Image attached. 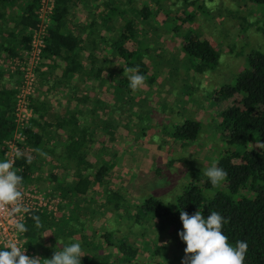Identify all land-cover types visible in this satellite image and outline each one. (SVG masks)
Returning a JSON list of instances; mask_svg holds the SVG:
<instances>
[{
	"label": "trees",
	"instance_id": "trees-1",
	"mask_svg": "<svg viewBox=\"0 0 264 264\" xmlns=\"http://www.w3.org/2000/svg\"><path fill=\"white\" fill-rule=\"evenodd\" d=\"M79 1L56 0L42 63L58 71L50 84L51 90L58 91L59 83L68 87L72 108L63 117H50L48 114L53 106L46 99L47 90L42 89L39 94L37 83L36 92L31 97L34 115L26 129L29 149L21 150L24 156L16 158L14 165V170L23 177L22 186L44 191L72 204L84 196L93 198L95 187L105 184L108 172L116 165L106 157L104 140L100 148L96 147L94 126L99 123L108 125L109 104L98 100V108L85 105L88 98L78 94L79 84L92 79L104 82V74L113 63L112 57L122 60L124 68L138 65L139 73L148 82H154L145 54L125 45L136 35L134 21L129 19L124 26H112L123 15L120 5L107 6L89 23L81 24L79 32L75 33L70 28L69 15ZM252 1L262 10L264 31V0ZM40 3L41 0H0V161L7 160L2 149L3 141L10 139L16 130V86L20 79V73L12 72L2 61L21 57L31 47L30 29L39 21ZM15 7L18 8L16 13L13 11ZM140 13L143 16L150 14L147 7ZM18 38L20 40H16ZM181 48L191 58L192 68L195 65L199 73L212 70L219 64V50L209 39H201L198 34L192 33L183 39ZM123 73L113 83L118 94L131 91L127 75ZM5 74L9 80L4 79ZM42 82L45 83L43 79ZM214 92L216 100L238 99L220 115L225 145L216 163L227 172L222 181L225 186L214 187L207 176L203 177L202 170L192 168V179L177 194L174 203L165 204L167 201L152 194L142 200L139 210L144 217L153 216L161 230H169L174 236H179L183 227L179 218L181 210L189 215L202 210L205 218L216 211L227 220L222 231L228 242L233 246L240 240L247 242L244 264H264V147L260 146L264 143V51H252L235 82L222 85ZM201 123L197 119H188L175 127L172 136L182 143L195 141L200 136ZM28 156L32 157L31 163L26 162ZM115 196L118 197L117 193ZM32 215L40 216L43 227L36 228L31 216L25 220L28 228L24 233L26 245L30 251L42 253L44 259L51 258L54 251L62 248H57V244L43 246L41 241L53 223L54 214L39 211ZM102 232L104 243L115 247L127 260L137 256L138 248L121 239L114 240L112 232ZM180 246L186 247V244L183 242ZM96 253L92 251L91 255L82 256L81 264H122L104 258L97 260Z\"/></svg>",
	"mask_w": 264,
	"mask_h": 264
},
{
	"label": "rangeland",
	"instance_id": "rangeland-1",
	"mask_svg": "<svg viewBox=\"0 0 264 264\" xmlns=\"http://www.w3.org/2000/svg\"><path fill=\"white\" fill-rule=\"evenodd\" d=\"M83 4L75 17L85 19L84 24L107 6L120 5L123 15L112 26L134 21L136 35L125 45L145 54L154 82L145 79L135 92L116 93L113 83L122 75L124 63L112 57L104 82L92 79L79 84L78 94L88 98L85 105L98 108V100L109 104L108 125L94 126L96 147L104 140L106 157L116 165L105 184L95 187L93 198L84 196L73 204L61 199L42 245L62 248L79 242L85 246V256L94 251L97 260L122 264H182L183 241L161 230L153 216L144 217L139 204L152 194L174 203L192 179V168L206 177L205 169L221 156L225 133L220 115L238 99L216 100L214 90L235 82L252 51H264L262 10L252 0H85ZM145 7L150 14L143 16L140 11ZM192 33L209 39L219 50L217 67L201 73L195 65L192 68L191 58L181 48ZM188 119L202 122L200 136L182 143L172 134ZM102 230L138 248L137 256L127 260L104 243Z\"/></svg>",
	"mask_w": 264,
	"mask_h": 264
},
{
	"label": "clouds",
	"instance_id": "clouds-1",
	"mask_svg": "<svg viewBox=\"0 0 264 264\" xmlns=\"http://www.w3.org/2000/svg\"><path fill=\"white\" fill-rule=\"evenodd\" d=\"M124 73L133 92L145 82V77L139 73L138 65L135 68L125 67ZM260 146L264 147V143ZM22 156L23 152L15 150L16 158ZM26 162L31 163L32 157L28 156ZM14 164L15 159L0 161V216L13 217L10 220L12 228L17 234H23L28 231L26 223L14 218L22 213L31 214L32 209L23 203V177L13 170ZM204 174L214 187L227 177V172L218 167L216 162L206 168ZM30 218L35 222L36 228L43 227L40 216L31 215ZM179 218L183 227L178 235L186 244L182 264H244L247 242L240 240L235 246L228 242V237L222 231L227 220L220 213L212 211L205 218L202 210H197L191 215L181 210ZM2 249L4 250H0V264H81V258L85 255L79 242L64 245L61 250L54 251L51 258L45 259L26 255V248L22 249L19 241L15 239L8 240Z\"/></svg>",
	"mask_w": 264,
	"mask_h": 264
},
{
	"label": "built area",
	"instance_id": "built-area-1",
	"mask_svg": "<svg viewBox=\"0 0 264 264\" xmlns=\"http://www.w3.org/2000/svg\"><path fill=\"white\" fill-rule=\"evenodd\" d=\"M56 0H41L38 8L39 21L31 31V47L25 51L21 57H13L2 61L12 72H19L20 79L17 83L15 124L16 130L10 139L2 143V149L5 152L6 159H15V150L29 149L26 129L28 128L34 112L31 106V97L35 94L38 83V70L42 69L43 52L46 47V34L53 23V14ZM14 164V165H15ZM14 170V169H13ZM24 193L23 203L32 209V213H22L14 219H20L23 222L34 212L47 211L54 215L60 210L61 198L47 194L44 191H36L29 186H22ZM13 217L7 215L0 216V250L4 244L15 239L19 241L22 249L26 248V255L38 256L44 259L39 253L32 252L26 245V238L23 234H17L10 224Z\"/></svg>",
	"mask_w": 264,
	"mask_h": 264
},
{
	"label": "crops",
	"instance_id": "crops-1",
	"mask_svg": "<svg viewBox=\"0 0 264 264\" xmlns=\"http://www.w3.org/2000/svg\"><path fill=\"white\" fill-rule=\"evenodd\" d=\"M83 3H85V0H80L77 4L78 7L76 5L72 9L73 14L71 13L69 15V20H70L69 25H70V28L72 29V31H74L75 33L79 32L81 24H84V22H87L85 19L80 21L79 18L75 17V15L76 16L79 15L80 10L78 8L80 7V9H81L84 5ZM75 8H76V11L73 12V10ZM17 10H18V8L15 7L13 11L16 13ZM16 40H20V39L18 38ZM40 72H41V77H40V79L38 78V88L40 87L39 94H40L42 89L47 90L46 93L48 96L45 94L47 97L46 99L49 102V104L53 106V108H52L53 110H51L48 115L50 117L51 116L63 117L65 115V113H68V111H70L69 108H72V104H73L70 101L71 97L69 98V96L67 95L68 87L59 83L58 87H57V88H59L58 91H56L54 89L51 90L52 87L50 84H52V81H54L56 79L55 74L58 71H56V70L54 71L53 69H50L48 65L43 64ZM4 79L9 80V77L5 74ZM42 79H43V81H45V83L42 82Z\"/></svg>",
	"mask_w": 264,
	"mask_h": 264
}]
</instances>
